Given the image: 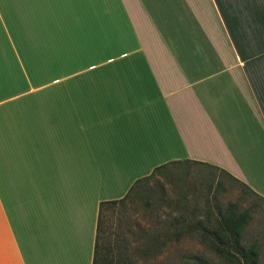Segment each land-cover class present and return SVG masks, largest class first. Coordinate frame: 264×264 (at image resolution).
<instances>
[{
	"label": "crops",
	"instance_id": "0c3cea01",
	"mask_svg": "<svg viewBox=\"0 0 264 264\" xmlns=\"http://www.w3.org/2000/svg\"><path fill=\"white\" fill-rule=\"evenodd\" d=\"M184 163L264 200V0H0V264H92Z\"/></svg>",
	"mask_w": 264,
	"mask_h": 264
},
{
	"label": "rangeland",
	"instance_id": "374dc122",
	"mask_svg": "<svg viewBox=\"0 0 264 264\" xmlns=\"http://www.w3.org/2000/svg\"><path fill=\"white\" fill-rule=\"evenodd\" d=\"M139 187L102 210L101 264H241L235 249L248 247L264 264V200L219 171L169 165ZM228 216L238 223V241L212 239L228 235L220 224ZM225 252L228 259L219 255Z\"/></svg>",
	"mask_w": 264,
	"mask_h": 264
},
{
	"label": "trees",
	"instance_id": "16d2710c",
	"mask_svg": "<svg viewBox=\"0 0 264 264\" xmlns=\"http://www.w3.org/2000/svg\"><path fill=\"white\" fill-rule=\"evenodd\" d=\"M163 168H165V167H162V166L157 167L152 171V173L149 176L142 178V179H138L137 181H135L134 184L129 188L126 195L123 198H121L120 200L101 202L98 204L97 221H96V234H95L94 247H93L92 264H101V262H100L101 258H100L99 252H100V250L102 251V248L100 245H98V241L100 239V234L102 232V230H101L102 210L109 205H114V204H119V203L124 202L127 198H129V196L133 193V191L139 187V185H141L144 181L148 180L154 172L161 170ZM220 224L223 228H225L227 230L228 235H226V234L225 235L224 234L212 235V239H214L218 242L224 241L227 239H228V241L231 240L233 243L237 242L238 241V229H237L238 223L236 221H234L230 216H228V217L224 218L220 222ZM162 236L166 237V238H170L171 233H166V234H163ZM150 238H152V240H154V241H156L158 239V237H156L155 235L150 236ZM235 252H236V255L238 256L237 261L240 262L241 264H257V254H256V251L252 247L235 249ZM228 254H230V253L225 252V254L222 255V253H220L219 255L223 256L224 259H228ZM98 257H99V259H98Z\"/></svg>",
	"mask_w": 264,
	"mask_h": 264
}]
</instances>
